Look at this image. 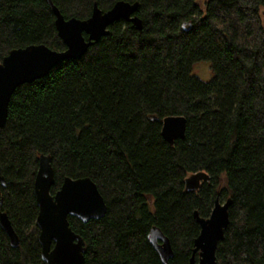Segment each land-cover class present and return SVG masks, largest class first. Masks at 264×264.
<instances>
[{
  "label": "trees",
  "instance_id": "obj_1",
  "mask_svg": "<svg viewBox=\"0 0 264 264\" xmlns=\"http://www.w3.org/2000/svg\"><path fill=\"white\" fill-rule=\"evenodd\" d=\"M52 1L66 19H87L95 2L107 11L119 0ZM125 1H139L141 29L116 21L82 58L12 95L0 209L20 244L0 225V264H45L34 195L42 153L52 156V194L66 176H89L107 203L100 219L69 216L83 264H164L153 227L170 239L168 264H189L201 230L194 212L209 217L222 196L232 204L217 264H264V0ZM55 19L49 0H0V59L31 44L65 50ZM201 61L212 79L193 74ZM171 115L187 123L174 144L162 136ZM200 171L209 179L187 190Z\"/></svg>",
  "mask_w": 264,
  "mask_h": 264
},
{
  "label": "water",
  "instance_id": "obj_2",
  "mask_svg": "<svg viewBox=\"0 0 264 264\" xmlns=\"http://www.w3.org/2000/svg\"><path fill=\"white\" fill-rule=\"evenodd\" d=\"M49 3L56 16V29L66 44V49L59 51L46 44H31L13 48L0 59V127L7 123L9 104L18 86L47 76L63 60L82 58L90 46L110 33V25L120 19L133 22L139 29L143 27L142 19L137 14L139 1L119 0L107 11H103L95 2L92 14L87 19H66L52 0H49ZM186 124L185 116L165 117L162 126L163 138L174 144L176 139L185 136ZM208 179L207 172H196L186 179V189L197 190L201 180ZM1 180L4 182L3 178ZM54 183L52 156L42 153L34 181V195L39 207L36 222L40 228L42 259L45 264H83L85 241L71 227L69 216L78 217L83 222L100 219L107 212V203L97 183L89 176H66L61 187L52 194ZM231 204V198L222 203L217 197L209 217L203 218L198 211L194 212L201 230L195 239L189 264H217L216 249L229 224ZM0 225L6 232L11 246H19L18 234L7 213L1 209ZM150 241L163 263L168 264L173 256L170 239L158 227H153L150 231Z\"/></svg>",
  "mask_w": 264,
  "mask_h": 264
},
{
  "label": "rangeland",
  "instance_id": "obj_3",
  "mask_svg": "<svg viewBox=\"0 0 264 264\" xmlns=\"http://www.w3.org/2000/svg\"><path fill=\"white\" fill-rule=\"evenodd\" d=\"M193 74L197 75L203 80H210L213 77V72L211 70L210 62L209 61H201L194 65L193 67ZM194 174V173H193ZM193 174L189 175L192 176ZM203 181L201 180V183ZM226 181H224V186ZM227 200V197L222 196L221 202L224 203Z\"/></svg>",
  "mask_w": 264,
  "mask_h": 264
},
{
  "label": "bare ground",
  "instance_id": "obj_4",
  "mask_svg": "<svg viewBox=\"0 0 264 264\" xmlns=\"http://www.w3.org/2000/svg\"><path fill=\"white\" fill-rule=\"evenodd\" d=\"M8 215V214H7ZM9 217V216H8Z\"/></svg>",
  "mask_w": 264,
  "mask_h": 264
}]
</instances>
